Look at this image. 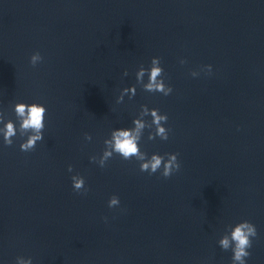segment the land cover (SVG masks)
I'll return each mask as SVG.
<instances>
[{"label":"water","instance_id":"95a60500","mask_svg":"<svg viewBox=\"0 0 264 264\" xmlns=\"http://www.w3.org/2000/svg\"><path fill=\"white\" fill-rule=\"evenodd\" d=\"M164 0H0V111L40 103L45 125L102 60ZM43 60L35 67L30 56ZM3 127V123H0ZM27 139L0 135V184Z\"/></svg>","mask_w":264,"mask_h":264},{"label":"clouds","instance_id":"9594fccd","mask_svg":"<svg viewBox=\"0 0 264 264\" xmlns=\"http://www.w3.org/2000/svg\"><path fill=\"white\" fill-rule=\"evenodd\" d=\"M43 60V57L39 52H35L30 56V64L35 67L39 62ZM186 61L181 60V63ZM205 70L210 73L211 65L204 66ZM127 71L124 75H127ZM199 73L196 71L191 72L193 77H196ZM145 75L148 76L147 83H144ZM163 69L160 66V59L157 57L152 58L150 68L146 69L143 65L140 66L136 72V81L140 84L143 90L147 92H159L164 96H168L172 92V88L165 84L162 79ZM136 94V87L124 88L120 95L117 97V103H122L124 96L128 95L131 99ZM46 108L40 103L27 104L24 102H18L14 105V113L17 118V123L8 119L5 122V114L0 111V123H3V127H0V135L3 136V142L6 146L13 144V138L19 135L21 137L27 136V139L20 144V150L23 152L32 151L38 141L44 139L43 130L45 128V116ZM151 116V122L149 123L144 119L146 116ZM167 115L160 114L159 109H149L146 105L141 106L138 118L133 120L134 127L132 128H119L111 132L110 138L104 140L105 149L102 155L97 158L91 156L90 161L98 163L101 168L105 167L106 162L114 155L118 154L124 160H130L133 157L137 161H140V170L147 171L149 174H154L162 168L161 175L164 178H169L174 172L180 170V163L178 161V154L171 153L166 154L167 159L159 154H152L150 158H147L146 153L142 152L139 147V141L143 135V131L146 128H152L154 126L155 132L150 133L149 140H153L159 137L161 140L168 139V129L163 124L167 122ZM86 140H91L92 137L89 134H85ZM73 170L69 165L68 171ZM73 189L76 192H80L85 189V180L80 175H73L71 177ZM120 204L118 196L113 195L110 197L108 206L109 208L116 207ZM257 236V229L254 224L249 221H242L237 223L234 227L230 226V231L226 232L218 241L219 246L227 251L232 250V264H246V257L250 256L249 248L252 247V238ZM16 264H32L31 258L17 257Z\"/></svg>","mask_w":264,"mask_h":264}]
</instances>
